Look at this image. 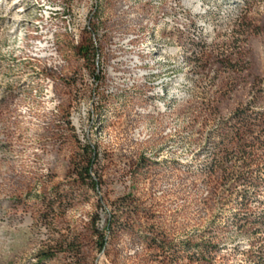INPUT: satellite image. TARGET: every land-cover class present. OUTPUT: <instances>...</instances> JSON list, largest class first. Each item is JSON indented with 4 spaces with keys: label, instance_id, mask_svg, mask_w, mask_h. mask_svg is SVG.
Listing matches in <instances>:
<instances>
[{
    "label": "rangeland",
    "instance_id": "obj_1",
    "mask_svg": "<svg viewBox=\"0 0 264 264\" xmlns=\"http://www.w3.org/2000/svg\"><path fill=\"white\" fill-rule=\"evenodd\" d=\"M31 2L0 0V264H255L248 254L263 250L264 228L241 230L230 200L251 191L256 218L264 187L203 171L237 112L264 111V0H164V13L177 8L173 29L160 30L164 63L149 62L142 87L109 98L78 54L88 36L75 47L61 31L45 43ZM97 12L104 29H128L109 2ZM86 145L97 147V190L73 171ZM240 162L231 154L227 166ZM160 233L190 249L153 250L148 238ZM201 240L220 251L202 255Z\"/></svg>",
    "mask_w": 264,
    "mask_h": 264
},
{
    "label": "bare ground",
    "instance_id": "obj_2",
    "mask_svg": "<svg viewBox=\"0 0 264 264\" xmlns=\"http://www.w3.org/2000/svg\"><path fill=\"white\" fill-rule=\"evenodd\" d=\"M105 2H109V5L115 9L116 16L126 21L123 26L128 28L126 31H109L103 28V37L108 41V45L107 50L104 51L105 67L101 69L103 84L99 90H104L105 97L109 98L142 87L149 75V62L153 65L164 63L162 53L157 52V44L161 41L160 30L165 26L173 29L176 21L174 13L177 8L171 14H166L162 11L164 0H95V11ZM29 7L31 18L38 19L34 22L36 25L34 28L46 30L49 40L45 43L54 42V38L62 31L70 36L73 46L77 44V38H71L72 14H68V7L62 0H33L28 4L27 8ZM144 8L155 12L150 19H145L146 14L142 13ZM26 11L23 8L18 10L21 13ZM136 21L141 24H133ZM99 23H103L100 17ZM117 27L119 29L121 25ZM152 64L150 68H153ZM44 67L57 71L56 67L48 65ZM160 92H162L161 88ZM96 104L98 105L96 109L102 105L97 97ZM100 117L97 111L92 110L90 118L93 124Z\"/></svg>",
    "mask_w": 264,
    "mask_h": 264
},
{
    "label": "trees",
    "instance_id": "obj_3",
    "mask_svg": "<svg viewBox=\"0 0 264 264\" xmlns=\"http://www.w3.org/2000/svg\"><path fill=\"white\" fill-rule=\"evenodd\" d=\"M95 15L98 16L97 11H95ZM99 27L103 29L102 23H99ZM74 46L78 47L77 44ZM78 54L82 55L89 62L92 61V47L89 39H87L85 45L82 44L78 47ZM181 59H183V56ZM101 84H103L102 74L99 78V87ZM260 96L264 99V89L260 91ZM99 109L100 108L97 110ZM101 115L102 114H99V116ZM235 117L237 118L236 123L239 125L237 126L238 128L230 130V132L223 135L224 137L222 138V141H226L227 146L223 149H219L214 154V162L203 172L209 180L217 176V178L221 181V184L231 181L243 183L249 181V185L251 187L256 186L257 183L264 187V111L257 114L255 117H252V115H249L247 112H237ZM257 125H260L261 127L260 130L256 131L255 127H257ZM231 154H234L237 161H241L239 170H235L231 166H227V162L231 157ZM82 156L84 163H75L73 171L76 173L78 181L89 183L91 184L93 190H97L99 187V181L93 175L94 166L98 158L97 147L91 145L84 146L82 148ZM256 172H260V177L253 178L252 175ZM252 197L251 191H245L230 200L231 204H235L236 207L242 211V215L237 213H232L230 215L232 218L238 220V226L241 230L248 231L254 226L255 229H259L261 227L264 228V200L259 202L260 212L258 217L252 218L256 213L251 207ZM124 201L128 204L133 202L131 198L124 199ZM95 223L96 221L93 222L94 225ZM100 245L102 249L105 246V240H103ZM148 246L153 250L160 251L161 254L169 253L170 251H173L174 254H180L181 251L190 249L189 244L182 245L184 247L183 250L178 249L179 245L174 244L172 241H167L165 239V235L162 233L158 236L148 238ZM195 246L198 251H202V255L205 251L211 255H216V252L221 249L219 245H215L211 242L206 243L204 240H201L195 244ZM42 255L46 258L51 257V255L48 256V252H44ZM248 259L249 261H254L255 264H264V246L263 250L250 251Z\"/></svg>",
    "mask_w": 264,
    "mask_h": 264
},
{
    "label": "built area",
    "instance_id": "obj_4",
    "mask_svg": "<svg viewBox=\"0 0 264 264\" xmlns=\"http://www.w3.org/2000/svg\"><path fill=\"white\" fill-rule=\"evenodd\" d=\"M68 14H72V35L77 38V45L82 42L83 35H87L92 47L91 70L88 73L90 84L99 89V78L104 66V51L107 50L108 41L103 37V29L99 27V17L95 15V0H73L68 7ZM92 103L96 104V97L89 103L92 114ZM84 117L87 115L86 106L81 104L80 111ZM76 114L79 117V113ZM74 117V115H72Z\"/></svg>",
    "mask_w": 264,
    "mask_h": 264
}]
</instances>
